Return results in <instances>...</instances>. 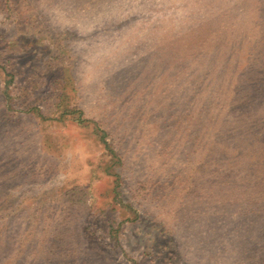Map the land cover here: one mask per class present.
I'll use <instances>...</instances> for the list:
<instances>
[{
    "label": "rangeland",
    "instance_id": "374dc122",
    "mask_svg": "<svg viewBox=\"0 0 264 264\" xmlns=\"http://www.w3.org/2000/svg\"><path fill=\"white\" fill-rule=\"evenodd\" d=\"M0 264H264V0H0Z\"/></svg>",
    "mask_w": 264,
    "mask_h": 264
},
{
    "label": "trees",
    "instance_id": "16d2710c",
    "mask_svg": "<svg viewBox=\"0 0 264 264\" xmlns=\"http://www.w3.org/2000/svg\"><path fill=\"white\" fill-rule=\"evenodd\" d=\"M102 137H103V135H102Z\"/></svg>",
    "mask_w": 264,
    "mask_h": 264
}]
</instances>
